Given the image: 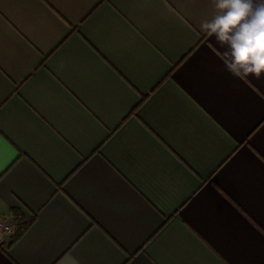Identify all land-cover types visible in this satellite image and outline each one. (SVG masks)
<instances>
[{
    "label": "crops",
    "instance_id": "0c3cea01",
    "mask_svg": "<svg viewBox=\"0 0 264 264\" xmlns=\"http://www.w3.org/2000/svg\"><path fill=\"white\" fill-rule=\"evenodd\" d=\"M212 0H0V264H264V76Z\"/></svg>",
    "mask_w": 264,
    "mask_h": 264
},
{
    "label": "clouds",
    "instance_id": "9594fccd",
    "mask_svg": "<svg viewBox=\"0 0 264 264\" xmlns=\"http://www.w3.org/2000/svg\"><path fill=\"white\" fill-rule=\"evenodd\" d=\"M215 14L200 31L224 49L225 69L241 79L264 76V0H212Z\"/></svg>",
    "mask_w": 264,
    "mask_h": 264
},
{
    "label": "trees",
    "instance_id": "16d2710c",
    "mask_svg": "<svg viewBox=\"0 0 264 264\" xmlns=\"http://www.w3.org/2000/svg\"><path fill=\"white\" fill-rule=\"evenodd\" d=\"M33 221H34V217L28 220H25L23 217H17L15 219V225L11 240L15 241L16 239H18L29 228V226L32 224Z\"/></svg>",
    "mask_w": 264,
    "mask_h": 264
},
{
    "label": "built area",
    "instance_id": "2783aa9c",
    "mask_svg": "<svg viewBox=\"0 0 264 264\" xmlns=\"http://www.w3.org/2000/svg\"><path fill=\"white\" fill-rule=\"evenodd\" d=\"M0 230L7 234L13 233V224L9 221L0 220Z\"/></svg>",
    "mask_w": 264,
    "mask_h": 264
}]
</instances>
